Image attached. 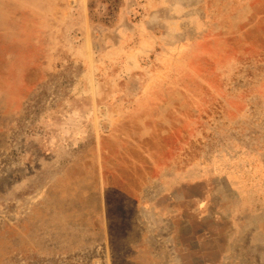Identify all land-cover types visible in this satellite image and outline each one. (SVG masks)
I'll return each mask as SVG.
<instances>
[{
  "label": "rangeland",
  "instance_id": "374dc122",
  "mask_svg": "<svg viewBox=\"0 0 264 264\" xmlns=\"http://www.w3.org/2000/svg\"><path fill=\"white\" fill-rule=\"evenodd\" d=\"M0 264H264V0H0Z\"/></svg>",
  "mask_w": 264,
  "mask_h": 264
}]
</instances>
